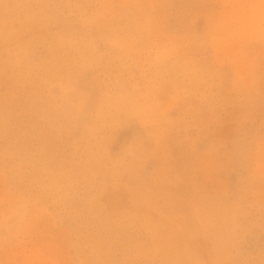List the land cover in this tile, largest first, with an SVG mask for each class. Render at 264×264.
<instances>
[{"label":"rangeland","instance_id":"1","mask_svg":"<svg viewBox=\"0 0 264 264\" xmlns=\"http://www.w3.org/2000/svg\"><path fill=\"white\" fill-rule=\"evenodd\" d=\"M0 264H264V0H0Z\"/></svg>","mask_w":264,"mask_h":264},{"label":"clouds","instance_id":"2","mask_svg":"<svg viewBox=\"0 0 264 264\" xmlns=\"http://www.w3.org/2000/svg\"><path fill=\"white\" fill-rule=\"evenodd\" d=\"M167 57V52L166 51H161L157 53V60H163Z\"/></svg>","mask_w":264,"mask_h":264}]
</instances>
